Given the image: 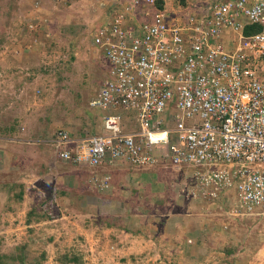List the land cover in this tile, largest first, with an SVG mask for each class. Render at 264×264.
Wrapping results in <instances>:
<instances>
[{
  "label": "rangeland",
  "instance_id": "rangeland-1",
  "mask_svg": "<svg viewBox=\"0 0 264 264\" xmlns=\"http://www.w3.org/2000/svg\"><path fill=\"white\" fill-rule=\"evenodd\" d=\"M129 2L0 0V144L23 133L42 144L57 130L74 133L83 123L97 128L100 111L89 102L108 71L90 44L92 34ZM179 2L167 0L168 9ZM220 42L227 46V37ZM0 153V264H264V217L228 212L225 195L217 203L199 198L191 170L182 171L189 175L186 217L185 201L168 199L160 189L139 208L138 193L121 175L113 174L104 191L91 187L90 193L84 185L59 191L49 176L46 184L35 183L47 175L28 170L37 158L24 169ZM117 168L131 179L130 171L142 176L159 169ZM16 174L29 181L17 184Z\"/></svg>",
  "mask_w": 264,
  "mask_h": 264
},
{
  "label": "built area",
  "instance_id": "built-area-1",
  "mask_svg": "<svg viewBox=\"0 0 264 264\" xmlns=\"http://www.w3.org/2000/svg\"><path fill=\"white\" fill-rule=\"evenodd\" d=\"M119 7L91 38L108 71L89 102L95 133L59 129L44 142L91 168L96 191L119 165L185 169L199 198L234 189L238 211L264 216V0Z\"/></svg>",
  "mask_w": 264,
  "mask_h": 264
},
{
  "label": "crops",
  "instance_id": "crops-1",
  "mask_svg": "<svg viewBox=\"0 0 264 264\" xmlns=\"http://www.w3.org/2000/svg\"><path fill=\"white\" fill-rule=\"evenodd\" d=\"M189 2H192V0H187ZM23 113V111H20ZM92 124L88 123H83L82 126L77 128V130L74 132L76 135H83L86 132H92L95 131V128ZM23 129H21L22 131ZM20 131V135L21 132ZM100 131V130H99ZM28 135V134H27ZM23 139L17 140L14 139V136L11 137L9 140L4 139V142H1L0 144V151L2 154L5 155L3 161L5 162H10L14 164V167H16V164H18V161L20 163V167H23L24 169L31 165L32 159L37 158V162L33 165V167H30V171L35 170L36 168H40L41 172H44L47 175L39 176V180H37L35 183L41 184L43 181L46 184L48 180H42L46 179V177L49 176L50 179L53 180L52 186L57 188L59 191L61 189H69V188H74L77 186H82L84 185V188L87 189L90 193H92L91 186L89 183L90 179V174H91V168L89 167H79L75 166L69 163H66L64 161H60L54 156V152L51 149V147L46 144L45 142L42 144H38L36 140L30 138L29 136H26V134H22ZM27 137V138H25ZM6 141V142H5ZM12 142V143H11ZM44 146V147H43ZM28 147L35 148L36 150L39 151L38 154L34 150H27ZM45 148V149H44ZM35 152V153H34ZM1 154V153H0ZM0 157V161H1ZM12 165V164H11ZM125 171H128L129 169L124 168ZM111 171H113V174L115 175V179L121 175L120 180L124 179L125 183H128V185H133L132 187V192L136 190L138 193V207L140 208L142 206V200L149 198L151 196L153 199H155L156 196L159 195V191L161 190V194L163 196L168 195V199L170 196H175L177 197L181 202H184V212L183 213L186 217L189 216L187 212H189V191L187 187L188 179L189 177L182 173V171H179L178 169H168L164 170L159 168L157 171H155L153 174L149 173L147 174L146 172H143V175L141 176L142 173H137L135 171H130L132 172V175L134 176L135 179H131L130 176H126L124 174V171H120L118 168H110ZM27 171V170H26ZM118 171L123 172L121 174L118 173ZM150 171V170H149ZM147 171V172H149ZM29 172V171H28ZM2 174V173H0ZM73 174H78L84 176L83 178L78 179L77 177H74ZM69 177H65V176ZM145 175L149 176V179H146ZM1 177V176H0ZM14 179H12L14 182L17 184H20L21 186L27 181H29L25 175H13ZM155 177V178H154ZM75 178V179H73ZM152 179V180H151ZM117 180L115 182L121 183ZM54 183V185H53ZM115 183V185H116ZM117 183V184H118ZM132 183V184H131ZM186 185H183L185 184ZM160 184V186H158ZM68 185V186H67ZM41 186V185H39ZM39 189V188H37ZM77 189V188H76ZM158 189H160L158 191ZM168 189V190H167ZM167 191V192H166ZM188 191V192H187ZM141 192V193H139ZM185 195V198H184ZM152 199V200H153ZM192 200V198H191ZM194 200V201H193ZM192 200V204L196 205L197 201L195 199ZM196 201V202H195ZM187 211V212H186ZM225 213H227L225 211ZM197 214V213H194Z\"/></svg>",
  "mask_w": 264,
  "mask_h": 264
},
{
  "label": "clouds",
  "instance_id": "clouds-1",
  "mask_svg": "<svg viewBox=\"0 0 264 264\" xmlns=\"http://www.w3.org/2000/svg\"><path fill=\"white\" fill-rule=\"evenodd\" d=\"M234 192V193H233ZM224 193V194H222ZM220 193V195H218L215 198H206L205 200L207 201H212V202H219L221 198H223V196L225 195V198L228 199V204H230V209L228 212H230L231 210H235L236 209V216L237 217H256V215H246L243 213V210L238 211L237 210V204H238V196L235 193L234 189H230L228 191L222 192ZM209 199V200H208ZM199 202V201H198ZM222 208V207H221ZM260 217H264V216H260Z\"/></svg>",
  "mask_w": 264,
  "mask_h": 264
},
{
  "label": "trees",
  "instance_id": "trees-1",
  "mask_svg": "<svg viewBox=\"0 0 264 264\" xmlns=\"http://www.w3.org/2000/svg\"><path fill=\"white\" fill-rule=\"evenodd\" d=\"M182 3L185 4V0H182ZM107 21H108V18H104V20H102V22L96 26L95 30H96L97 28H99L100 26H102L103 24H105ZM95 30H94V31H95ZM248 32H249V30L246 31V33H248ZM89 38H90V37H89ZM90 44H91V42H90ZM88 124H90V123H88ZM93 128H94V127H93Z\"/></svg>",
  "mask_w": 264,
  "mask_h": 264
}]
</instances>
